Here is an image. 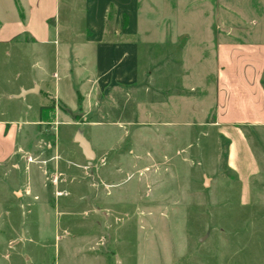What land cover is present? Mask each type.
<instances>
[{
	"label": "rangeland",
	"instance_id": "1",
	"mask_svg": "<svg viewBox=\"0 0 264 264\" xmlns=\"http://www.w3.org/2000/svg\"><path fill=\"white\" fill-rule=\"evenodd\" d=\"M27 1L0 0V38L15 34L0 41V116L31 113L36 95H15L32 82L60 85L72 105L71 87L86 74L71 64L66 78L59 45L90 35L87 0H30L46 42L18 34ZM133 25L165 37L154 65L143 52L135 84L107 82L90 113L80 93L74 109L46 101L0 169V264H264V130L248 129L263 165L251 195L229 171L215 126L216 46L264 43V0H140Z\"/></svg>",
	"mask_w": 264,
	"mask_h": 264
},
{
	"label": "crops",
	"instance_id": "2",
	"mask_svg": "<svg viewBox=\"0 0 264 264\" xmlns=\"http://www.w3.org/2000/svg\"><path fill=\"white\" fill-rule=\"evenodd\" d=\"M112 1L113 4L110 0H87L85 23L91 29L90 35L86 33L69 34L65 47L61 48L59 45V52L63 55L66 78L73 76L69 73L72 69L71 64L77 65L75 66L78 69L77 72L86 73L80 75L78 82L71 87L70 92L75 95L73 104L68 102L60 85L51 89L39 82H32L29 85H21L15 95L17 100L24 102L29 99V96L36 95L39 100L37 106H28L31 113L25 111L22 117L16 118L15 116L7 117V113L2 112L0 116V169L10 165L18 156L20 147H23L22 142L25 141L23 139L24 126L40 121L37 119L38 109L46 106V101H62L74 109L78 108L80 93L81 107L90 113L94 110L93 103L97 97L109 93L107 82L114 84L112 88L131 87L139 77V56L143 55V52L150 53L151 58L147 65H152L155 60L154 56L158 54L157 48L166 46L163 35L144 34L136 26L134 27L133 24L140 9V0ZM27 5V18L16 22L19 29L18 34L23 35L29 32L37 38L38 42L49 41V38L38 37L37 32H34L35 23L32 19L30 0L27 1ZM128 16L130 25L126 26ZM48 18H42L41 22L49 30L46 26ZM2 24L0 32L5 28V21ZM112 24L113 30H107L112 27ZM14 37L15 34L6 39L0 38V41L12 42ZM78 37L84 40L80 43L81 45L75 43ZM164 50L161 49V51ZM216 54L218 70L215 87V126L220 136L228 142L227 167L229 171L235 175L238 182L244 183L245 181L248 184L252 195L253 181L263 172V165L249 139L248 129L264 130V43L222 42L217 44ZM40 90H44L49 95L41 96ZM43 116L46 118L45 115ZM67 118L65 114L64 119ZM40 205L47 208L46 204L45 207L43 204Z\"/></svg>",
	"mask_w": 264,
	"mask_h": 264
},
{
	"label": "water",
	"instance_id": "3",
	"mask_svg": "<svg viewBox=\"0 0 264 264\" xmlns=\"http://www.w3.org/2000/svg\"><path fill=\"white\" fill-rule=\"evenodd\" d=\"M75 140H76V142H78V144L82 148L83 153H84V155L88 161H92L93 159H95L96 153L92 149L91 143L86 138H84L82 136H77ZM207 182L208 181L206 179V184H207ZM19 194L20 193H17V195H19Z\"/></svg>",
	"mask_w": 264,
	"mask_h": 264
},
{
	"label": "built area",
	"instance_id": "4",
	"mask_svg": "<svg viewBox=\"0 0 264 264\" xmlns=\"http://www.w3.org/2000/svg\"><path fill=\"white\" fill-rule=\"evenodd\" d=\"M56 181V180H55Z\"/></svg>",
	"mask_w": 264,
	"mask_h": 264
}]
</instances>
